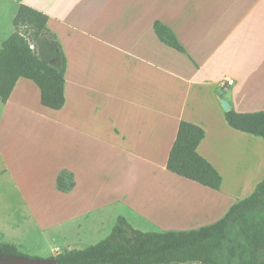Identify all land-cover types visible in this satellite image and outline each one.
Listing matches in <instances>:
<instances>
[{"label":"crops","instance_id":"0c3cea01","mask_svg":"<svg viewBox=\"0 0 264 264\" xmlns=\"http://www.w3.org/2000/svg\"><path fill=\"white\" fill-rule=\"evenodd\" d=\"M20 4L66 40L64 103L43 106L23 77L0 100V242L23 252L42 240L38 253L55 256L97 243L118 216L141 231L197 229L263 178L264 139L229 127L220 101L261 110L264 0H0V48ZM180 121L204 130L196 151L219 189L166 168Z\"/></svg>","mask_w":264,"mask_h":264},{"label":"trees","instance_id":"16d2710c","mask_svg":"<svg viewBox=\"0 0 264 264\" xmlns=\"http://www.w3.org/2000/svg\"><path fill=\"white\" fill-rule=\"evenodd\" d=\"M47 21L45 13L24 4L18 6L12 21L14 31L0 48L2 102L17 79L23 77L36 84L43 106L62 107L66 58ZM153 28L163 44L182 51L169 27L155 21ZM224 118L229 127L264 139V111L237 112L230 108ZM203 137L200 126L180 121L166 168L219 189L221 176L196 151ZM56 183L62 191L73 186L67 172H61ZM9 255L25 254L14 244L0 242V256ZM54 257L57 264H264V176L250 195L209 225L187 231H141L118 216L107 236L97 243L64 250Z\"/></svg>","mask_w":264,"mask_h":264},{"label":"rangeland","instance_id":"374dc122","mask_svg":"<svg viewBox=\"0 0 264 264\" xmlns=\"http://www.w3.org/2000/svg\"><path fill=\"white\" fill-rule=\"evenodd\" d=\"M56 37H57V40L61 46V49H62L64 55H65V51L67 50L66 40L62 39L60 36H56ZM71 41H75V40H71ZM77 42L79 43V40H77ZM83 42H84V45L79 47V48L82 50L81 52L86 56V39L83 40ZM253 106L261 108L260 111H264V103H256ZM252 191H253V184L251 183V184H249V186L245 189V191L243 193H246L245 195H250ZM41 245H42V240L37 239L36 243L34 242V240H29V246H26V250H23V252L22 251H20V252H22L23 254H25L29 257H39V258L51 257V256H45L43 254L38 253L39 248L44 247V246L41 247ZM187 264H199V263H187Z\"/></svg>","mask_w":264,"mask_h":264},{"label":"water","instance_id":"95a60500","mask_svg":"<svg viewBox=\"0 0 264 264\" xmlns=\"http://www.w3.org/2000/svg\"><path fill=\"white\" fill-rule=\"evenodd\" d=\"M220 103L224 111H228L231 108L230 104L224 99ZM0 264H57V261L54 256L39 258L25 255H9L0 256Z\"/></svg>","mask_w":264,"mask_h":264},{"label":"built area","instance_id":"2783aa9c","mask_svg":"<svg viewBox=\"0 0 264 264\" xmlns=\"http://www.w3.org/2000/svg\"><path fill=\"white\" fill-rule=\"evenodd\" d=\"M32 47V46H31ZM227 84H232L233 80L232 79H226L225 80Z\"/></svg>","mask_w":264,"mask_h":264}]
</instances>
